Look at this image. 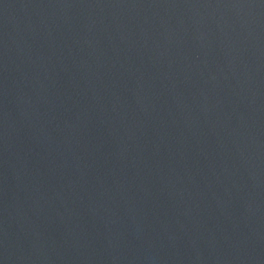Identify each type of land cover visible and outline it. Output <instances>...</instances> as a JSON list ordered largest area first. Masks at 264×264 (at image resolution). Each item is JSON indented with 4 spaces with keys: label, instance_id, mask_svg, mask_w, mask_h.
<instances>
[{
    "label": "water",
    "instance_id": "water-1",
    "mask_svg": "<svg viewBox=\"0 0 264 264\" xmlns=\"http://www.w3.org/2000/svg\"><path fill=\"white\" fill-rule=\"evenodd\" d=\"M0 264H264V0H0Z\"/></svg>",
    "mask_w": 264,
    "mask_h": 264
}]
</instances>
